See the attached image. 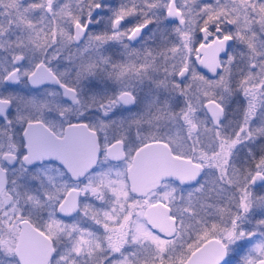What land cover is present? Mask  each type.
Segmentation results:
<instances>
[{"label": "snow or ice", "instance_id": "obj_1", "mask_svg": "<svg viewBox=\"0 0 264 264\" xmlns=\"http://www.w3.org/2000/svg\"><path fill=\"white\" fill-rule=\"evenodd\" d=\"M0 264H264V0H0Z\"/></svg>", "mask_w": 264, "mask_h": 264}]
</instances>
